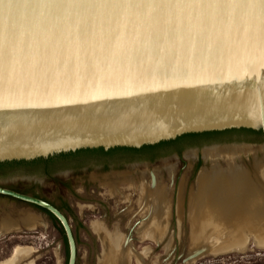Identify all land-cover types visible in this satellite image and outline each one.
I'll return each mask as SVG.
<instances>
[{"label": "water", "instance_id": "water-1", "mask_svg": "<svg viewBox=\"0 0 264 264\" xmlns=\"http://www.w3.org/2000/svg\"><path fill=\"white\" fill-rule=\"evenodd\" d=\"M230 130L264 146L262 0H0V164Z\"/></svg>", "mask_w": 264, "mask_h": 264}, {"label": "rangeland", "instance_id": "rangeland-1", "mask_svg": "<svg viewBox=\"0 0 264 264\" xmlns=\"http://www.w3.org/2000/svg\"><path fill=\"white\" fill-rule=\"evenodd\" d=\"M199 140L205 141L199 143ZM182 143L185 146L177 153L168 149L154 159L132 158L107 163V168H102L103 165L93 157L96 154L83 162L65 163L49 175L42 169L17 168L0 174V185L23 190L24 194L37 196L61 208L73 233L79 264H98L101 259L94 223H103L104 226L100 225L107 233L128 236L133 250L143 253L144 264H264V248L257 247L251 238L248 246L238 252L216 256L207 255L203 250L196 253L198 256L189 253L191 239L187 222L189 199L196 190L199 176L212 178L229 165L243 164L252 175L251 183L264 192L263 140L255 134L236 132L205 139H183ZM211 148L221 150L204 160L202 151ZM203 168L207 170L200 171ZM199 171L205 174L198 175ZM153 179H159L161 184L170 188L168 226L159 244L141 239L137 234L143 220L138 216L136 204L138 189ZM131 184L136 190L129 187ZM112 187L117 188L115 195H110ZM180 194L181 235L177 221ZM29 215L41 220V224L23 225L24 217ZM4 222H12L17 228L3 229L1 224ZM63 237L59 225L44 213L0 196V264L13 258L20 249L27 250V255L18 259L16 264H66ZM129 264L138 263L131 259Z\"/></svg>", "mask_w": 264, "mask_h": 264}, {"label": "bare ground", "instance_id": "bare-ground-1", "mask_svg": "<svg viewBox=\"0 0 264 264\" xmlns=\"http://www.w3.org/2000/svg\"><path fill=\"white\" fill-rule=\"evenodd\" d=\"M220 150L221 148L204 149L203 158ZM236 166L229 165L212 178L198 177L196 190L189 199V253L196 254L203 250L207 255L216 256L238 252L248 246L250 238L257 247L264 248V192L251 183L243 166ZM151 181L137 195L138 216L143 218L137 234L141 239L159 244L168 226L170 188L161 184L159 179ZM115 193L117 188L112 187L110 195ZM181 201L180 194L177 209L180 235ZM39 224L41 220L35 217H24L25 226ZM11 226L17 228L12 222L1 224L3 229ZM92 226L101 246V259L98 264H129L131 259L138 264H144L143 253L133 250L130 240H125L117 232L107 233L100 228V224L94 223ZM21 250L3 264H16L18 259L27 255V250Z\"/></svg>", "mask_w": 264, "mask_h": 264}, {"label": "trees", "instance_id": "trees-1", "mask_svg": "<svg viewBox=\"0 0 264 264\" xmlns=\"http://www.w3.org/2000/svg\"><path fill=\"white\" fill-rule=\"evenodd\" d=\"M245 132V133H251V134H255L256 136L260 137L262 139V135L260 132H253V131H249V130H230V131H223V132H209V133H202V134H187V135H183L181 137H178L175 140H171V141H167V142H161L159 144L153 145V146H144L140 149H130V148H114L108 151H103L102 149H94V150H79L76 151L74 153H68V154H60L54 157H50L47 159H38V160H33L30 162H10V163H3L0 164V174H6L9 172H12L13 170L17 169V168H23V169H42L45 173H50V171L53 169H56L59 166L65 165V163H67V159L69 158H74V159H84L88 156H92V155H107V154H114V153H132V154H144V155H149V153H152L153 150L156 149H161L163 147H167L172 145L175 142H178L179 140H183V139H194V138H211V137H215V136H220L222 134L225 133H229V132ZM143 156V155H142ZM146 157V156H145ZM149 158V157H148ZM50 167H52L51 169H49ZM20 202V201H18ZM23 203V202H20ZM25 204V203H24ZM33 208L37 209L38 211L47 214L48 217L50 219H52L55 223L58 224L57 220L47 211L38 208V207H34ZM61 229V228H60ZM62 231V229H61ZM63 233V232H62ZM64 239V245L65 248L67 250V245H66V240L65 237H63ZM68 254V252H67Z\"/></svg>", "mask_w": 264, "mask_h": 264}, {"label": "flooded vegetation", "instance_id": "flooded-vegetation-1", "mask_svg": "<svg viewBox=\"0 0 264 264\" xmlns=\"http://www.w3.org/2000/svg\"><path fill=\"white\" fill-rule=\"evenodd\" d=\"M239 132V131H238ZM230 133H236V132H229V133H225V134H222V135H226V134H230ZM221 136V135H220ZM256 136V135H255ZM216 137H218V136H216ZM206 140H208V139H206ZM202 141H205V140H199L198 142L200 143V142H202ZM197 142V143H198ZM185 146V143H182V140H179L178 142H175V143H173L172 145H170V146H167V147H163V148H161V149H156V150H153L152 151V153H149V155L147 154V155H144V154H140V153H138V154H132V153H114V154H107V155H97V156H93L100 164H102L103 166H102V168H107L106 167V165H107V163H112V164H115V163H119V162H121V161H127V160H130V159H132V158H140V157H145L146 156V158L147 159H154V158H156L157 156H160L161 154H163L164 152H166L168 149H170V150H173V151H175V153H177V151H179L182 147H184ZM143 155V156H142ZM149 157V158H148ZM211 156L210 155H208L207 156V158H203L204 160H206V159H208V158H210ZM88 159H90V157H86V158H84V159H82V158H80V159H74V158H69V159H67V163L68 162H71V161H73V160H77L76 162H83L84 160H88ZM232 160L233 161H235L233 158H232ZM237 163V162H236ZM238 164H240V163H238ZM256 164V162H254V165ZM253 165V166H254ZM240 166H243L245 169H246V171H247V173H248V177H249V179L251 180V182L253 183V180H252V175L250 174V172H249V170L243 165V164H240ZM52 167H50L49 169H51ZM202 170H207V169H205V168H203V169H201L200 171H202ZM53 171H55V169L53 170H51L50 171V173H52ZM199 171V172H200ZM45 173V172H44ZM50 173H45L46 175H49ZM47 178V177H46ZM48 178H50V176L48 177ZM160 181V180H159ZM161 183V182H160ZM144 184V183H143ZM147 184V185H146ZM151 183H145L144 185H146V186H149ZM142 186V185H141ZM129 187H131V188H133L134 190H136V186L134 185V184H131V186H129ZM116 188V187H115ZM142 188L140 187L139 189H138V193L140 192V190H141ZM64 203V202H63ZM53 205V204H52ZM64 206L66 207V204L64 203ZM54 207H56L61 213H62V209L61 208H59L58 206H55L54 205ZM47 217H48V215L47 214H45ZM64 215V214H63ZM65 216V215H64ZM49 218V217H48ZM99 224H101L102 226H104V224L103 223H99ZM59 225V224H58ZM100 225V228L101 229H103L102 228V226ZM59 227H60V225H59ZM61 228V227H60ZM104 230V229H103ZM105 231V230H104ZM63 232V231H62ZM62 235H63V233H62ZM64 236V235H63ZM164 238V237H163ZM163 238H162V240H163Z\"/></svg>", "mask_w": 264, "mask_h": 264}, {"label": "crops", "instance_id": "crops-1", "mask_svg": "<svg viewBox=\"0 0 264 264\" xmlns=\"http://www.w3.org/2000/svg\"><path fill=\"white\" fill-rule=\"evenodd\" d=\"M200 174H205V173L200 172L198 175H200ZM206 175H209V174H206Z\"/></svg>", "mask_w": 264, "mask_h": 264}, {"label": "snow or ice", "instance_id": "snow-or-ice-1", "mask_svg": "<svg viewBox=\"0 0 264 264\" xmlns=\"http://www.w3.org/2000/svg\"><path fill=\"white\" fill-rule=\"evenodd\" d=\"M262 3H264V0H262Z\"/></svg>", "mask_w": 264, "mask_h": 264}]
</instances>
